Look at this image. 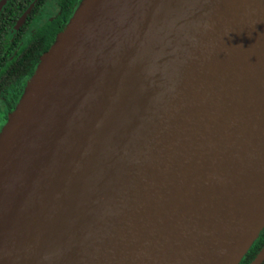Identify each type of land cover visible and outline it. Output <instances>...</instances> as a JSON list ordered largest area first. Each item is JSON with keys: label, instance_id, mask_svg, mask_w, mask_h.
Here are the masks:
<instances>
[{"label": "water", "instance_id": "95a60500", "mask_svg": "<svg viewBox=\"0 0 264 264\" xmlns=\"http://www.w3.org/2000/svg\"><path fill=\"white\" fill-rule=\"evenodd\" d=\"M229 4H79L0 132V264H79L62 261L70 236L90 264V232L115 243L105 264H240L264 229V22L239 38L262 4L239 17ZM205 45L227 63L209 52L193 73ZM161 75L196 103L186 120L180 104L165 119L176 132L136 185L112 143L148 117L144 97L161 96ZM263 260L264 249L251 264Z\"/></svg>", "mask_w": 264, "mask_h": 264}, {"label": "bare ground", "instance_id": "6f19581e", "mask_svg": "<svg viewBox=\"0 0 264 264\" xmlns=\"http://www.w3.org/2000/svg\"><path fill=\"white\" fill-rule=\"evenodd\" d=\"M247 2V4H246ZM249 2L251 4L261 3L262 7L258 8L254 11L250 22L243 29L242 34L239 38L249 39L251 35L258 34L261 32L264 22V0H230L229 8H230V16L239 17L242 12H246ZM208 29H213L218 26L213 24L211 20ZM224 28L231 29L232 25L230 21L223 25ZM201 41L204 39H200ZM201 46V45H200ZM205 48H201L198 53H193L198 58V62L188 67L193 73L194 72H204L207 67V57L209 52L213 53V59L216 62L227 63V56L223 54H216L214 45H205ZM226 66V64H225ZM164 77L161 75V79H159L158 91L161 96H154L153 100H148L144 97V113L148 116L146 119L142 118L141 121L129 122V128L127 133L124 136H120L118 141L112 143L113 154L116 153H126V157L120 159V162L127 163L128 165L134 166V170L136 172L137 180L133 181L136 185H139L144 180L151 179L152 169L155 162V157L157 154L162 152L165 146H168L170 143V138L173 136L172 134L176 132V130H172L169 128L171 123L165 119H168V115L175 113L173 112L174 107L180 108L177 106L180 104L182 107L179 114L181 116H185V120L187 116L191 117V113L193 111L192 104L196 103L195 99L192 96V93L188 88H182L179 86H174V91L169 86H160V82ZM197 79V78H196ZM199 79V78H198ZM205 80V79H204ZM178 84V80H176ZM148 93V92H147ZM198 93V91H197ZM170 95V97H169ZM167 100H166V98ZM158 101L160 103H158ZM183 102L180 103V102ZM148 107V108H147ZM153 107V110H151ZM190 108V110L188 109ZM192 110V111H191ZM161 112L163 115H161ZM151 113H155L156 120H154L153 116H150ZM145 119V120H144ZM142 120H144L142 122ZM169 120V119H168ZM162 129H165L163 131ZM154 132V133H152ZM132 155V156H131ZM110 181L106 183L108 186ZM89 190L91 191L92 197L95 200H101V195L94 192V184L92 182L91 186H89ZM96 212L91 213L88 221L97 220ZM116 226L119 228H124V224L120 222L118 219L115 222ZM72 234L79 235L78 237L83 236V234L78 233L77 231L71 232ZM104 233L93 234L89 233V240L92 241V247L89 249L91 253V263L90 264H105L107 260L110 258V252H112L115 248V243L110 242L105 245V247L101 243V237ZM72 236L68 240H65L63 248L61 250L62 254H65L66 257L62 258V261H72L73 263H82L80 258L87 253V251L83 248L73 247ZM50 264L52 260L48 258Z\"/></svg>", "mask_w": 264, "mask_h": 264}, {"label": "flooded vegetation", "instance_id": "af4514ba", "mask_svg": "<svg viewBox=\"0 0 264 264\" xmlns=\"http://www.w3.org/2000/svg\"><path fill=\"white\" fill-rule=\"evenodd\" d=\"M61 8V0H0V132L19 103L42 32Z\"/></svg>", "mask_w": 264, "mask_h": 264}, {"label": "trees", "instance_id": "16d2710c", "mask_svg": "<svg viewBox=\"0 0 264 264\" xmlns=\"http://www.w3.org/2000/svg\"><path fill=\"white\" fill-rule=\"evenodd\" d=\"M82 1L83 0H61L62 8L60 13L55 19L48 22L47 27L44 29L45 33L43 31L42 38L39 39V44L41 45V48H39L38 52L35 55H33L32 58L30 59V68L27 74L25 75L23 85L19 90L20 91L19 94H21L19 101L21 100L25 92L29 79L33 77L40 63L41 60L40 57L42 56V54H44L51 48V46L54 44L56 40L57 35L66 28L67 24L69 23L70 19L72 18L79 4ZM14 110L12 112H14ZM263 247H264V229L260 233L257 240L254 242V244L251 246L249 251L243 257L240 264H251Z\"/></svg>", "mask_w": 264, "mask_h": 264}, {"label": "rangeland", "instance_id": "374dc122", "mask_svg": "<svg viewBox=\"0 0 264 264\" xmlns=\"http://www.w3.org/2000/svg\"><path fill=\"white\" fill-rule=\"evenodd\" d=\"M53 6H50L49 9H52Z\"/></svg>", "mask_w": 264, "mask_h": 264}]
</instances>
